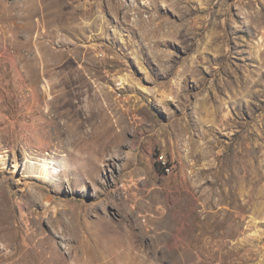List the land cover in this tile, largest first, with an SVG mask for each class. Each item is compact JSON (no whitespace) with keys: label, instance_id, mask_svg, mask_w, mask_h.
I'll list each match as a JSON object with an SVG mask.
<instances>
[{"label":"rangeland","instance_id":"rangeland-1","mask_svg":"<svg viewBox=\"0 0 264 264\" xmlns=\"http://www.w3.org/2000/svg\"><path fill=\"white\" fill-rule=\"evenodd\" d=\"M0 112L31 263L87 264L75 198L143 264H264V0H0Z\"/></svg>","mask_w":264,"mask_h":264},{"label":"bare ground","instance_id":"bare-ground-1","mask_svg":"<svg viewBox=\"0 0 264 264\" xmlns=\"http://www.w3.org/2000/svg\"><path fill=\"white\" fill-rule=\"evenodd\" d=\"M71 201L75 202L74 205L75 211L84 218V229H83L84 240L82 242V251L84 254L83 258L86 260L87 264H143L142 262L143 260L142 258H140L139 255L138 256L131 255L130 245L127 242V234L124 231L115 230L111 228L109 225H107L106 223L108 222L107 216L99 215L96 217L95 222L93 223L87 222L86 220L87 215L91 213L95 208H97L98 207L97 205L95 204L90 205L87 204L85 201L78 202L77 200H75V198L72 199ZM44 204L45 206H48L50 204V200L49 199L45 200ZM2 221L3 223L8 222L9 225H3L1 227L0 238L4 240V246L6 247L4 248L5 249L11 248V250H7L4 253L2 252L0 254V262L10 261V263L13 264H22V263L33 264V262L31 263L27 259L30 257L28 255L31 250L35 251L36 255H41L42 257L45 256L44 253L41 251V249L37 248L34 244L31 243L30 246L25 245L26 240L20 238L19 236L20 231L14 235L11 234L14 231V228L18 229L20 226L14 225L10 213ZM92 227L94 228V230L91 229ZM179 230L180 232H183L182 229ZM193 230H194L193 225L192 226L189 225V229L186 231L185 237L183 239L182 238L180 239L179 244H177L176 246V250H180L181 248L184 247V245L185 247H188L191 250L192 248L196 247L195 242L190 239V234ZM178 238L179 237L177 235V239ZM26 239H29V236ZM23 248H25L24 251ZM34 262L36 263L37 260H35ZM61 263L67 264L66 260L62 258H60V260L57 261H52L50 259L45 260L39 264H61Z\"/></svg>","mask_w":264,"mask_h":264},{"label":"built area","instance_id":"built-area-1","mask_svg":"<svg viewBox=\"0 0 264 264\" xmlns=\"http://www.w3.org/2000/svg\"><path fill=\"white\" fill-rule=\"evenodd\" d=\"M0 120H1V112H0Z\"/></svg>","mask_w":264,"mask_h":264}]
</instances>
